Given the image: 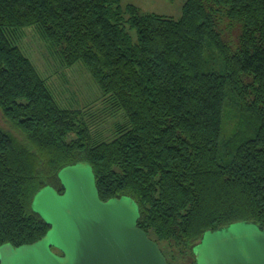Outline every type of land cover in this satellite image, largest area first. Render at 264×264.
I'll return each mask as SVG.
<instances>
[{
	"label": "trees",
	"instance_id": "trees-1",
	"mask_svg": "<svg viewBox=\"0 0 264 264\" xmlns=\"http://www.w3.org/2000/svg\"><path fill=\"white\" fill-rule=\"evenodd\" d=\"M121 1L0 0V246L46 235L34 196L78 162L100 199L136 200L161 250L236 222L264 230V0H183L178 19ZM32 26L128 121L105 135L106 113L61 107L19 45Z\"/></svg>",
	"mask_w": 264,
	"mask_h": 264
},
{
	"label": "water",
	"instance_id": "water-1",
	"mask_svg": "<svg viewBox=\"0 0 264 264\" xmlns=\"http://www.w3.org/2000/svg\"><path fill=\"white\" fill-rule=\"evenodd\" d=\"M58 178L62 189L46 186L32 203L50 227L46 235L32 244L1 245L0 264H170L138 226L134 198L100 199L90 164L68 165ZM201 238L191 248L195 264H264V230L255 222L231 223Z\"/></svg>",
	"mask_w": 264,
	"mask_h": 264
},
{
	"label": "rangeland",
	"instance_id": "rangeland-1",
	"mask_svg": "<svg viewBox=\"0 0 264 264\" xmlns=\"http://www.w3.org/2000/svg\"><path fill=\"white\" fill-rule=\"evenodd\" d=\"M123 7L128 4L137 5L144 13L161 14L178 19L182 15L183 0H122ZM33 31V32H31ZM234 39L239 32L237 27L233 29ZM134 41L137 36L134 29L129 30ZM224 32L231 33L227 28ZM25 54L34 64L38 73L45 79L50 93L54 95L57 103L61 107L92 109L99 113H106L99 119V124L104 128L106 135L108 130H113L119 124L128 121L126 113L121 109L115 110L113 102L105 99L103 91L100 90L94 81L91 71L88 70L83 62L78 61L74 66L61 65L58 56L54 53L50 42L42 36L35 26L24 28L22 41L19 43ZM109 100L108 102H106ZM0 114V124L3 125ZM105 123V124H103ZM103 124V125H102ZM98 125V124H97ZM171 264H195L192 251L179 255L172 253L171 250L162 246Z\"/></svg>",
	"mask_w": 264,
	"mask_h": 264
},
{
	"label": "flooded vegetation",
	"instance_id": "flooded-vegetation-1",
	"mask_svg": "<svg viewBox=\"0 0 264 264\" xmlns=\"http://www.w3.org/2000/svg\"><path fill=\"white\" fill-rule=\"evenodd\" d=\"M56 250V249H55ZM59 254H61L58 250H56Z\"/></svg>",
	"mask_w": 264,
	"mask_h": 264
}]
</instances>
